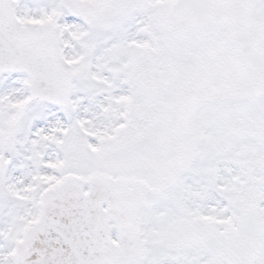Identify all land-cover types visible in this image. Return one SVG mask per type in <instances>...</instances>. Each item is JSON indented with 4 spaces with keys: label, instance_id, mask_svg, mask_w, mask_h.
Masks as SVG:
<instances>
[{
    "label": "snow or ice",
    "instance_id": "1",
    "mask_svg": "<svg viewBox=\"0 0 264 264\" xmlns=\"http://www.w3.org/2000/svg\"><path fill=\"white\" fill-rule=\"evenodd\" d=\"M0 264H264V0H0Z\"/></svg>",
    "mask_w": 264,
    "mask_h": 264
}]
</instances>
